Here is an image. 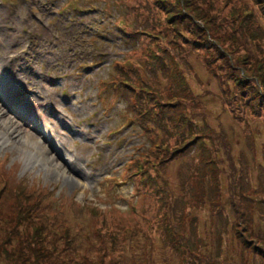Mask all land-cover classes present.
<instances>
[{
    "label": "rangeland",
    "instance_id": "obj_1",
    "mask_svg": "<svg viewBox=\"0 0 264 264\" xmlns=\"http://www.w3.org/2000/svg\"><path fill=\"white\" fill-rule=\"evenodd\" d=\"M223 261L264 264V0H0V264Z\"/></svg>",
    "mask_w": 264,
    "mask_h": 264
},
{
    "label": "trees",
    "instance_id": "obj_2",
    "mask_svg": "<svg viewBox=\"0 0 264 264\" xmlns=\"http://www.w3.org/2000/svg\"><path fill=\"white\" fill-rule=\"evenodd\" d=\"M250 13L251 12L243 11L242 15H248ZM206 38H207L206 42H208V39H209L208 36ZM126 66L127 65L121 63V67L126 68ZM146 68H147V70L150 69L149 66H147ZM152 68H153V66H152ZM207 71L210 74V76H213L211 70L208 67H207ZM181 76H182V80H183L184 79L183 74ZM120 84H124V82H122L120 80H116L115 83H113V87L117 88L116 86H119ZM161 101H164V99L161 98ZM182 101H187V99H183V98L176 99V96H169V98L167 99V102H162L161 104L162 105H166V106L168 105V106H171V107H181V105L179 103H182ZM186 106L189 107L190 109H192V104L188 103ZM195 107H196V105H194L193 109H195ZM184 119L185 118H181V120H184ZM185 120L186 121H184L182 124L185 126L186 129L191 130L192 129L191 126H193V124L189 120H187V119H185ZM202 134H204V136L207 137V135L204 132H202ZM218 136H219V134L217 135V137ZM244 139L246 140L245 141L246 143H250L249 142L250 141V137L249 138L244 137ZM194 141L195 140L193 139L189 143H193ZM213 142H211V145L215 144V140H213ZM205 146H206V143L202 141L201 144H200L199 149H204ZM156 147L157 148L160 147L159 143H157ZM213 149H217V148H212L211 147V150H213ZM218 150L220 152V149H218ZM218 150H214L213 152H210V154H211L210 155V161L206 162L205 166H203V164H202L204 170H202V171L198 172V174H196V175H198L197 176L198 181H196V183L194 181V188L189 187L187 189V198L188 197L189 198H193V196L195 195V197L197 199V202H200V203L203 200V196L204 195H208V199L210 198L212 188L210 186H207L208 185L207 183H208V181H209V183H211L213 181L211 178L214 179L213 175L216 172L214 170L209 176H207L208 177L207 180H206L207 177H205V175L209 174L210 163H211V165L212 164L216 165V163H217L216 156H217ZM140 155H142V154H140ZM150 158H151V156L148 153H146L145 156H143V157H138L137 160H135L133 162V165L136 166V169H135L136 172H134L132 175H135V176L138 175V177H140V173H144L145 172V169L143 168V167L146 166L145 164H147V163L152 161ZM138 159H139V161H138ZM161 163H162V155H161V153L159 151V152H157L155 168L156 167H160L162 165ZM187 175H185V177H186L185 181L186 182L183 184V186L189 181V179H187V177H188ZM158 177H159L158 180H161L163 182V184H165L166 186H167V184H170L167 180H165L164 178H161L160 173H159ZM158 191H159V188H158ZM160 193L163 195V197L166 198V202H168V197H169L168 192L166 193V191L160 189ZM20 195L23 196L24 202L21 201V199H20L21 196L20 197H17V195L14 196V199L18 203L19 202L23 203L22 205H20L21 203L17 204V205L20 206V211H17V216H20V212L22 214L28 215L31 212L32 209H34L35 211L37 210L38 213H39L40 210L37 208V206H36V209H35V206H34L33 202H30L29 199L26 196H24V194L22 192H21ZM204 201H205V199L202 201V203ZM174 202L175 203L177 202L174 206H170V204L168 203V204L163 205L161 207V210L164 211V214L166 215L165 217L167 219H170V220L174 221L175 224H176L175 230H171L169 233H167V235H164V236L169 241H172L171 245L173 244V242H175L176 248H182L185 251L184 252V256L190 254V256H189V258H190V257H192L193 254H195L197 252V247H198V244H197L198 242L193 240V235H194V230H193V227H192L193 222H191V226L188 227V229H189V236L188 237L185 238V235H184V237H182L181 235L176 234L177 233V229L178 228H182L183 224L185 225V220H187V215H188L189 208L187 206V202H186L184 196L178 197L177 199L174 200ZM26 219H28V218H26ZM182 233H184V231ZM221 240H222V238L220 237L218 239V242L215 244V253H216V255H219V253L221 251V249H220ZM239 252H240V249H239ZM197 258H199V257L196 256L195 258H192L193 262H194V260L197 261ZM212 263H214V262H212ZM221 264H226V262L223 261Z\"/></svg>",
    "mask_w": 264,
    "mask_h": 264
}]
</instances>
